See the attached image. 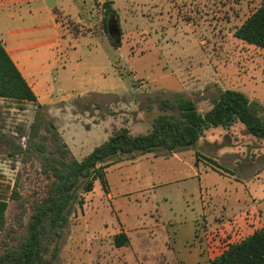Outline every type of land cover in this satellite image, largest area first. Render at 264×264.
Returning <instances> with one entry per match:
<instances>
[{"label":"rangeland","instance_id":"obj_1","mask_svg":"<svg viewBox=\"0 0 264 264\" xmlns=\"http://www.w3.org/2000/svg\"><path fill=\"white\" fill-rule=\"evenodd\" d=\"M70 1L56 0V4L66 7ZM105 1L93 0L91 23L88 19L73 22L59 12L71 32H65L63 47L56 48L58 69L48 79L56 89L54 97L63 98L56 104H42L0 97L1 130L24 144L21 131L28 133L39 116L41 133L49 136L48 129H57L73 155L82 159L108 139V130L135 124L133 134L149 132L154 118L163 112L159 104L165 98L173 101L184 95L204 113L220 91L236 89L259 103L264 115V49L234 34L260 6V0H110L117 16L108 21L121 29L113 34L121 37L118 48L107 38ZM92 31L98 36H72ZM66 49L72 51L70 59ZM62 65H66L65 71ZM82 93L86 95L79 96ZM100 121L102 126H95ZM178 151L191 152L195 159L198 153L199 167L194 166L191 155L179 159L159 148L132 158L122 155L123 161L109 166L106 185L115 196L113 201L101 180L90 192L80 187L58 241L57 256L53 258L49 252L47 264H194L183 255L192 246V234L187 232L192 226V210H197L200 184L218 201L225 196L231 201L240 198V205L231 207L243 211L248 205L254 215L252 226L264 225V139L236 122L208 128L195 146ZM210 159L221 165L219 171ZM31 162L0 153V193L9 201L6 229L0 232V253L5 243H15L12 230L23 232L30 219L29 204L22 207L19 203L43 194L46 179L41 165ZM13 189L19 192L20 202L12 198ZM223 204L212 205L217 221L229 218L231 208H223ZM120 218L130 226H140L131 234L130 247L115 248L112 232L104 233L106 228H116ZM244 236L239 233L232 241ZM226 240L219 234L215 253L232 242Z\"/></svg>","mask_w":264,"mask_h":264},{"label":"trees","instance_id":"obj_2","mask_svg":"<svg viewBox=\"0 0 264 264\" xmlns=\"http://www.w3.org/2000/svg\"><path fill=\"white\" fill-rule=\"evenodd\" d=\"M260 1V6L237 27L234 34L264 49V0ZM112 4L110 0L103 3L105 30L111 44L118 48L122 44L121 37H114L108 29V19L117 16ZM0 97L38 102L36 93L1 38ZM159 105L163 112L154 118L149 132L133 134L127 127L114 129L107 140L82 159L73 155L57 129H48L51 132L49 136L42 134V118L39 116L30 125L28 133L21 131L20 137H26L24 144L17 141L15 135L0 129V153L21 158L25 163L38 161L46 179L40 197L19 203L22 207L29 204L32 213L23 232L17 234L13 229L10 233L16 241L5 243L6 247L0 253V264H47L49 252L55 258L58 241L69 222L73 202L78 198V189L81 187L83 191L90 192L96 180H101L106 186V168L123 160L122 155L132 158L137 153L145 154L159 148L165 149V155H169L181 148L195 146L208 128L229 127L236 122L242 123L253 136L264 139V115L260 112V104L236 89L220 91L212 107L204 113L193 99L184 95L176 96L173 101L165 98ZM199 156L197 153L196 165L200 163ZM210 161L219 171L221 165L216 160ZM11 195L20 202L21 196L16 189ZM8 207L9 201L0 193V232L6 229ZM114 243L120 247L128 245L130 240L125 232H120L114 236ZM209 264H264V225L247 237L230 243L211 258Z\"/></svg>","mask_w":264,"mask_h":264},{"label":"crops","instance_id":"obj_3","mask_svg":"<svg viewBox=\"0 0 264 264\" xmlns=\"http://www.w3.org/2000/svg\"><path fill=\"white\" fill-rule=\"evenodd\" d=\"M92 2L93 0H71L70 6L65 7L61 4L57 5L56 0H0V38L2 39L10 56L12 57L18 68L21 70L23 76L26 78V80L36 93L38 101L40 103L56 104L60 102L61 98H63H59V96L54 97L56 89L48 79L49 73L58 69L57 65L59 60L56 48L58 46L63 47L62 38L65 36V32H71L70 29L65 26L64 23L60 20L61 17H58L59 12L61 15H64L63 18H70L71 20H73V22L81 24L86 19H88L89 21L92 20L90 16L91 14L93 15L94 12H92L91 10V8L94 6ZM91 22L92 21H90L89 23ZM97 23L98 18L96 20V24ZM81 34L98 36L94 35L93 31L89 33L80 32L79 34L72 36H76V38L79 39V37L83 36ZM101 36L103 37L104 35H102L101 33ZM71 52L72 51L69 49H66L65 51V56H67L69 59V55ZM66 69V65H62L61 70L65 71ZM136 86L137 85L134 84V90L137 88ZM129 90L132 89L129 88ZM113 92L114 91H97L96 93ZM85 95V93L79 94V96ZM105 119H103V121H105ZM101 124L102 123L100 121L99 123L95 124V126H102ZM124 127L129 128L131 133H133V129L136 128L135 124H127ZM110 132L112 133L111 130H108L106 132L108 136L111 135ZM138 133L141 132H137L134 134ZM190 153L191 152L185 153L184 151L183 153L176 151L172 153V156H176L179 159H185L187 156L189 157L191 155L194 166L198 168L199 164L196 165V159L194 155ZM134 160L136 159H127L125 161L134 162ZM108 168L109 167L106 168V174ZM199 176L201 177V175ZM97 181L100 180H96L95 185ZM106 187L108 188L109 186L106 185ZM107 190L109 201L115 200V196L112 195L109 188ZM248 196L252 200L257 199L253 195ZM217 199L212 198L207 192L205 193L202 184L199 185L198 194L196 196L197 210H195L194 208L192 210V212L194 213L192 215L190 223L192 224V226L191 228H188L187 232L189 236L192 234V246L183 255L186 260H192L194 264H209L211 258L215 257L225 249L224 248L220 252H214L215 242H217L216 239L219 238V234L224 236V238L227 239L226 241L230 243L232 239L239 236V233H245L246 236L244 237H247L256 229L262 227L252 226L254 215L253 212L251 213L249 211L250 208L248 205H246V210L243 211H240V209L242 210V208L239 207L237 209L232 208L233 204L234 207L240 205V198L233 201L229 200L228 196H225L223 200L219 199L218 201ZM216 202L224 203L222 206L223 208H226V206L231 208L228 215L229 218H225V220L222 219L219 221L216 220V216L212 208V205H216ZM208 206H211V208ZM112 210L113 212L118 214V211L115 208ZM106 225L107 224H105V227H108ZM138 227L140 226H137L135 224L130 226L125 220L121 219L116 228H106L108 230H105L104 233L106 234L107 232H112L114 242V236L117 233L125 232L129 237L130 243L124 246L130 247L132 246L133 242L131 234L133 231H139ZM179 230L180 227L176 229V231ZM186 230L187 229L184 228V231ZM168 241L169 245L171 246L173 243L171 236H169ZM231 243H233V241ZM114 247L116 248L117 246L115 245ZM123 256L126 255L123 254ZM127 263L128 262L126 261V264Z\"/></svg>","mask_w":264,"mask_h":264},{"label":"water","instance_id":"obj_4","mask_svg":"<svg viewBox=\"0 0 264 264\" xmlns=\"http://www.w3.org/2000/svg\"><path fill=\"white\" fill-rule=\"evenodd\" d=\"M108 29L111 35H113L114 33L119 34V26L116 22L112 23V20H109L108 22Z\"/></svg>","mask_w":264,"mask_h":264}]
</instances>
